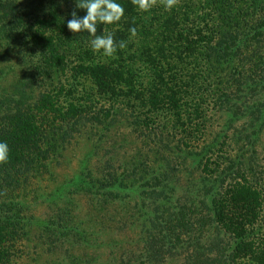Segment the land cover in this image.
I'll return each instance as SVG.
<instances>
[{"label": "trees", "instance_id": "16d2710c", "mask_svg": "<svg viewBox=\"0 0 264 264\" xmlns=\"http://www.w3.org/2000/svg\"><path fill=\"white\" fill-rule=\"evenodd\" d=\"M115 2L123 19L97 36L127 47L107 58L68 29L87 14L78 0H0V74L14 75L0 93V264L34 225L69 264H264V0ZM84 145L79 174H63Z\"/></svg>", "mask_w": 264, "mask_h": 264}, {"label": "rangeland", "instance_id": "374dc122", "mask_svg": "<svg viewBox=\"0 0 264 264\" xmlns=\"http://www.w3.org/2000/svg\"><path fill=\"white\" fill-rule=\"evenodd\" d=\"M3 65H6V64H3ZM1 67L2 66L0 65V69ZM5 71L7 70L5 69ZM13 76L14 75L11 72L7 74L6 72H4V75L0 74V93L2 92L1 90L2 87H4L5 89L9 88L10 84L13 82V79H14ZM215 125H218V123H215ZM217 128L214 127L213 131L216 132L217 130L220 129V128L218 129ZM88 150H89V145L79 146L78 148H71L65 163L62 165V173L68 176H71L73 174H76V175L79 174L78 173L79 161L80 159H82V156ZM119 153L121 154V157L128 156L129 154L132 153V148L128 147L126 150L124 149L120 150ZM258 155L262 160L261 161V166H263L262 169H264V137L262 140V144L258 146ZM198 176H200L198 171H193V175H187L186 173H183L182 175L183 178L179 180L180 182L176 184L177 187L175 191H173L171 194L174 193L176 198L181 197L184 191L183 186H186V183H187L186 180L194 179L196 181ZM62 180L63 178L60 179L59 181H62ZM33 184L35 185L30 187L31 191L29 190V193H30L29 197L31 198V196H36V195L42 196V192H43L42 189L45 186L44 185L39 186L37 185V182H33ZM52 188L54 189L56 188V186L54 187L53 185L52 187H50L46 193H49ZM182 188H183V191H182ZM135 198L136 196H133L132 198H127L125 203L134 204ZM48 202L50 201L43 203L42 199L39 200L37 204L33 205L32 211L36 213L37 216L41 217L42 219H45L44 217L46 213H49L50 211L47 205ZM37 229L38 227L34 225L31 229L32 232L30 233L29 236L28 235L24 236L22 240L20 238L18 239L16 244H13L14 246L11 249V252L14 255L13 264H53L55 262L69 264L70 259H68V254H66L65 252L66 248L61 249V250H53L51 252H49L48 250L45 251L44 244L41 242H37L36 240V236L39 234ZM121 234H123L122 238L126 239V238H129V236L131 237V235L133 234V230L129 228L128 230H125ZM69 251H70L69 257H71L72 254H74V257H75L77 254L81 253V251L77 247H72Z\"/></svg>", "mask_w": 264, "mask_h": 264}, {"label": "clouds", "instance_id": "9594fccd", "mask_svg": "<svg viewBox=\"0 0 264 264\" xmlns=\"http://www.w3.org/2000/svg\"><path fill=\"white\" fill-rule=\"evenodd\" d=\"M180 0H131V4L137 8L140 13H148L154 7L163 6L165 11H172L178 6ZM77 7L86 9L87 14L80 18L75 12L72 13V19L67 22V27L73 33L88 32L93 37L90 41L92 50L107 58H115L117 48L126 49L127 42L121 40L117 44L112 32L105 29L103 36H97V25L118 24L125 15L124 7L115 2V0H78ZM132 38L137 35L135 27L131 28ZM37 54L34 57H38ZM14 63V62H13ZM9 146L6 142H0V165L7 163L9 157Z\"/></svg>", "mask_w": 264, "mask_h": 264}]
</instances>
